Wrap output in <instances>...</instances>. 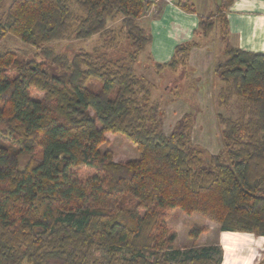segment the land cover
<instances>
[{"label": "trees", "instance_id": "1", "mask_svg": "<svg viewBox=\"0 0 264 264\" xmlns=\"http://www.w3.org/2000/svg\"><path fill=\"white\" fill-rule=\"evenodd\" d=\"M72 1L78 12L68 0H0V40L11 34L59 69L0 49V264H220L212 246L174 248L175 208L222 231L264 236V53L229 43L215 64L219 103L236 98L241 107L236 118L218 114L223 149L210 154L193 144L190 116L164 133L160 106L134 71L151 42L139 19L153 1ZM230 1L217 5L226 30ZM93 35L90 51L48 45ZM192 45L154 65H174ZM107 133L127 139L137 157L116 161L100 150Z\"/></svg>", "mask_w": 264, "mask_h": 264}, {"label": "rangeland", "instance_id": "2", "mask_svg": "<svg viewBox=\"0 0 264 264\" xmlns=\"http://www.w3.org/2000/svg\"><path fill=\"white\" fill-rule=\"evenodd\" d=\"M226 1L211 0L212 8L204 15L205 23L196 32L192 48L188 53H178L174 65L156 67L148 55L147 48L140 53L137 62L133 63L136 75L141 76L148 83L152 102L160 106L161 125L162 128L167 129V134L176 129L175 127L181 126L180 123L190 116L191 120L194 119L191 127L193 144L200 145L210 154L219 153L223 149L219 135L221 125L217 118L218 114L236 118L241 107L236 98H232L227 105L219 103L218 95L223 83L214 73L215 64L225 59V47L230 43L223 22L224 12L217 10V5L223 7ZM68 3L75 12H78L77 5L72 0H68ZM198 4V10H204L203 5ZM119 21L120 16H117L114 20H110L108 25L117 29ZM139 23L144 26V21ZM206 23H210V26H206ZM98 43V35H93L86 39L54 40L48 45L55 52L71 55L80 49L90 51ZM0 49L16 51L18 60L32 58L37 62H45V68L48 71H59L41 55L39 48L25 44L11 34H7L0 40ZM106 139V143L100 146V150H110L116 161L123 162L137 157L136 149L124 137L107 133ZM167 224L176 234L174 248L182 252L212 246L214 256L220 258V263L226 264L230 257L234 258L240 252L237 249L233 251L226 245L223 246L219 240V233L222 230L218 224L199 214L186 215L175 208L168 212ZM193 230L200 231L196 238L189 235V232ZM256 240L253 241L256 245L250 246L249 253L252 255L253 264L255 262L263 264L264 240L257 238ZM232 264L239 263L232 262Z\"/></svg>", "mask_w": 264, "mask_h": 264}, {"label": "crops", "instance_id": "3", "mask_svg": "<svg viewBox=\"0 0 264 264\" xmlns=\"http://www.w3.org/2000/svg\"><path fill=\"white\" fill-rule=\"evenodd\" d=\"M151 1H153V5L139 19V22L144 21L143 27L151 36V42L147 46L150 59L154 63L164 64L174 55L175 47L178 44L194 41L199 18L211 10V0ZM184 1L192 3L195 11L185 10L178 4ZM198 3L203 5L204 10H198ZM225 16L232 46L248 52L264 53V0H231L225 11ZM192 121L194 122V119ZM162 130L167 134L165 127ZM192 135L191 133V140L193 139ZM260 237L264 236H255L239 231H220L221 244L232 248L233 251L235 249L240 251H237L238 254L234 258L230 257L228 264H232V262L253 264L252 255L249 253L250 246L256 245L253 242L257 241L256 238L264 240Z\"/></svg>", "mask_w": 264, "mask_h": 264}, {"label": "built area", "instance_id": "4", "mask_svg": "<svg viewBox=\"0 0 264 264\" xmlns=\"http://www.w3.org/2000/svg\"><path fill=\"white\" fill-rule=\"evenodd\" d=\"M169 1V0H168Z\"/></svg>", "mask_w": 264, "mask_h": 264}]
</instances>
